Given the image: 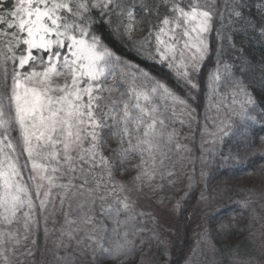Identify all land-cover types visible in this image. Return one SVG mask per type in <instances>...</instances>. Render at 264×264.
Listing matches in <instances>:
<instances>
[{
  "label": "snow or ice",
  "instance_id": "6c2138e0",
  "mask_svg": "<svg viewBox=\"0 0 264 264\" xmlns=\"http://www.w3.org/2000/svg\"><path fill=\"white\" fill-rule=\"evenodd\" d=\"M247 7L0 0V264H177L190 218L179 264H264L239 246L264 254V99L235 42L264 43V0Z\"/></svg>",
  "mask_w": 264,
  "mask_h": 264
},
{
  "label": "trees",
  "instance_id": "16d2710c",
  "mask_svg": "<svg viewBox=\"0 0 264 264\" xmlns=\"http://www.w3.org/2000/svg\"><path fill=\"white\" fill-rule=\"evenodd\" d=\"M259 2H261V0H248V7L245 9L246 14L257 15L259 11ZM105 38L106 41L109 42L111 46L114 47L117 52L126 59L140 63L142 67H145L153 73L164 71V69L158 66L139 60L136 54L127 46H121L118 41H112L111 38L107 37L106 34ZM235 42L237 47H240L242 43L243 47L247 49L249 53V55L244 58L246 65H250L248 67V74L245 77L249 90L253 92L258 100L264 99V43H262L258 36L253 34L251 30H249L247 33H237ZM249 168L250 165L248 163H244V166L228 170L227 174L228 176H243V174L248 171ZM192 237L193 227L190 223V220H188L185 226L184 236L178 247H176V250L171 254V261H175L177 264H179L180 261H183L184 258L189 255L192 245ZM248 245L249 243L246 238H240V248H246Z\"/></svg>",
  "mask_w": 264,
  "mask_h": 264
},
{
  "label": "rangeland",
  "instance_id": "374dc122",
  "mask_svg": "<svg viewBox=\"0 0 264 264\" xmlns=\"http://www.w3.org/2000/svg\"><path fill=\"white\" fill-rule=\"evenodd\" d=\"M260 134H264V133H260ZM241 166H244V163L237 165L235 168L241 167ZM230 169H232V168H230ZM230 169H228V170H230ZM256 210H257V212H264V210H262L260 208L259 204L256 205ZM188 220H190V223L192 224V227H193V237H192V245H191V249H192L195 246V243L197 241V232L199 231V229L197 228V222H196L195 218H193V219L190 218ZM188 220H186L184 223H182L180 225L179 239L178 240H177L175 235H170L168 237V245H169V247H172L174 242L176 244V247H178V245L180 244V242H181V240H182V238L184 236L185 226H186ZM258 227L259 226L257 225V228ZM244 238H246V240H248L249 245L246 248H240L241 251L243 253H245V254H248V255H251V256L255 257L257 260L264 258V254H262L261 251H260V241L262 239L261 236L259 234H257L254 238H249L247 235H245ZM176 247H175V250H176ZM189 255H190V252H189ZM231 255H232V250L230 248L226 247V248H224L222 250V252L220 253L218 258L220 260L226 262L227 259ZM170 257H171V255L169 256V260H170Z\"/></svg>",
  "mask_w": 264,
  "mask_h": 264
}]
</instances>
